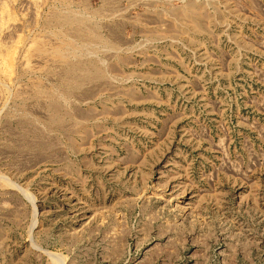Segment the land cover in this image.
I'll return each mask as SVG.
<instances>
[{
  "label": "rangeland",
  "instance_id": "1",
  "mask_svg": "<svg viewBox=\"0 0 264 264\" xmlns=\"http://www.w3.org/2000/svg\"><path fill=\"white\" fill-rule=\"evenodd\" d=\"M0 264H264V0H0Z\"/></svg>",
  "mask_w": 264,
  "mask_h": 264
}]
</instances>
